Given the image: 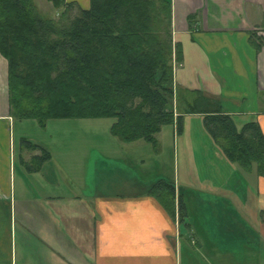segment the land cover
Returning a JSON list of instances; mask_svg holds the SVG:
<instances>
[{
	"label": "crops",
	"instance_id": "obj_1",
	"mask_svg": "<svg viewBox=\"0 0 264 264\" xmlns=\"http://www.w3.org/2000/svg\"><path fill=\"white\" fill-rule=\"evenodd\" d=\"M166 1L172 42L181 54L173 70L176 116L202 120L186 112L193 94L200 93L218 99L238 128L255 121L264 135V0ZM65 2L89 8V0ZM17 121L27 120L10 114L7 62L0 54V264H240L238 254L264 252V178L253 170L242 171L237 165L229 170L224 164L219 175L217 170L204 177L200 183L211 194L197 198L200 212L195 201L183 197L191 186L199 188L197 183H182L177 194L174 185L171 216L148 189L132 191L122 183L119 191L108 187L103 193L92 192L85 178L88 170L61 166L24 130L17 133L16 146ZM187 124L193 131L191 120ZM197 133H187V146L196 139L193 145L219 164L220 148L206 131ZM40 149L50 159L36 166ZM61 157L73 163L72 152ZM100 164L108 175L109 165L103 159ZM232 179L239 189L218 197L220 180ZM179 197L185 205L182 223Z\"/></svg>",
	"mask_w": 264,
	"mask_h": 264
},
{
	"label": "trees",
	"instance_id": "obj_2",
	"mask_svg": "<svg viewBox=\"0 0 264 264\" xmlns=\"http://www.w3.org/2000/svg\"><path fill=\"white\" fill-rule=\"evenodd\" d=\"M32 1L0 0V54L7 62L13 118L33 120L40 127L54 119L109 118L114 120L110 133L122 143L152 146L163 126L181 131L182 117L176 116L174 105L168 1L89 0L88 9L78 6V14L69 19L65 13L75 3L47 0L61 11L64 22L37 15ZM178 49L175 59L180 62ZM190 102L186 112L202 116L205 131L225 159L264 178V135L258 123L238 128L218 99L200 93ZM40 150L36 166L50 159ZM147 192L174 215L173 183L159 181ZM177 200L182 223L185 205Z\"/></svg>",
	"mask_w": 264,
	"mask_h": 264
},
{
	"label": "rangeland",
	"instance_id": "obj_3",
	"mask_svg": "<svg viewBox=\"0 0 264 264\" xmlns=\"http://www.w3.org/2000/svg\"><path fill=\"white\" fill-rule=\"evenodd\" d=\"M32 2L37 15L64 22V17L60 16L61 11L53 9L51 5H46V1L35 0ZM78 8V5H74L65 15L72 19L78 14ZM177 49V46L172 42L173 70L179 64L175 59ZM178 51L180 52V49ZM175 89L174 86V91ZM181 117V131L177 133L175 125L163 126L157 135L158 144L156 146L143 141L138 143L118 141L110 133L114 120L109 118L54 119L48 120L45 126L39 129L33 120L21 121L20 123L17 121L15 123L16 146L20 143L17 133H23L22 130H24L29 139L46 146L56 156L61 166L74 167L75 172L81 167L88 170L85 178L90 183L94 193H103L108 187L119 191V186L122 183L131 185L132 191L139 192L148 189L159 181H166L175 185L177 194V189L179 186L181 187L182 183H192L191 185L197 183L199 188L191 186L192 188L185 190L183 197L190 203L195 201L194 205L198 208L197 198L204 200L207 194H211L208 193V190L203 189L205 187H202L203 184L200 183L203 182L204 177L216 175L217 170V175H219L225 170L222 171L224 164L229 170L232 169V165H235L229 163L222 155L220 159L222 158L224 161L221 159L219 164L215 162L214 158L207 157L206 150L201 149L198 144L193 145L196 139L191 140L189 144H192L187 146V142L184 140L188 132H193L191 135L194 137L198 131L201 134L202 130L205 132V129L200 117L189 116L187 119L182 114ZM188 120H191L193 124V131L188 129ZM197 120L198 123H195ZM181 133H183L182 136ZM66 151L69 154L72 152L74 155L73 163L68 162L67 157H61V154ZM101 159L109 165L108 175L103 172L104 167L100 166ZM75 179H78L77 173H75ZM105 182L109 184L103 185ZM232 189H239L237 182L234 183V179L231 181L220 180L217 189L218 197L228 196ZM197 212H200L199 208ZM190 251L187 250L186 253ZM193 255H195L194 251ZM245 256H251V259H245ZM237 257H239L238 262L240 264H264L263 251L261 253L256 251V253L245 254L244 256L238 254Z\"/></svg>",
	"mask_w": 264,
	"mask_h": 264
}]
</instances>
